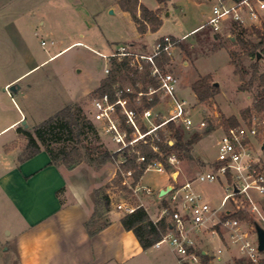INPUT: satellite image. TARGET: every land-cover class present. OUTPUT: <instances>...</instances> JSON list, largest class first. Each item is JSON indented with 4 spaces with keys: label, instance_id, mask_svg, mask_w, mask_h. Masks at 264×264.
<instances>
[{
    "label": "rangeland",
    "instance_id": "1",
    "mask_svg": "<svg viewBox=\"0 0 264 264\" xmlns=\"http://www.w3.org/2000/svg\"><path fill=\"white\" fill-rule=\"evenodd\" d=\"M107 2L108 0H0V128L13 117L14 108L24 113L28 126L24 129L20 121L19 127L30 132L32 136L36 126L60 110L66 107L75 112L79 110L84 121L89 122L95 132L83 133L78 144L64 132L63 136L68 138L67 142L79 162L70 169L60 161L58 167L72 173L73 178H79L77 182L83 183L85 189H91L94 208L99 192L110 198V206L115 209V205L121 200L129 201L133 205L138 204L122 181L120 185L115 183L116 174L123 172L118 163L122 158H116V163L110 157L94 164L87 159L96 158L99 150L107 149L113 153L115 148L109 137L101 132L89 116L95 97L94 89L105 78L104 69L110 70L108 57L115 53L119 46L146 55L153 52L154 44L164 36L179 40L172 50L171 61L162 67L164 71L176 77V97L184 102L187 115L192 121L189 129L181 123L174 124L182 130L185 140L192 135L197 136L190 147V154L194 160H182L179 165L178 163L175 165L183 171L185 181L187 179L194 181L198 173L208 170L209 165L216 161L215 142L225 131L223 123L226 120L235 117L240 125L246 123L241 119L240 112L252 105L260 90L258 75L264 72V59L260 62V71L251 90L239 91L238 87L252 76L250 68L252 62L242 55L237 44H232L236 33L225 32L218 34V38L214 39L211 28L205 27L188 34L190 30L207 21L211 10V3L208 0H171L160 8L159 17L162 25L159 30L148 32L139 38L130 16L117 7L109 8ZM140 2L149 10L155 9L157 5L156 0ZM109 11L113 13L109 14ZM261 25H264V22ZM245 30L244 38L256 42L255 35L248 28ZM184 35L186 37L183 38ZM75 42L79 43L72 44ZM70 44L72 45L65 49ZM61 50V53L48 59ZM228 51L240 55L238 63L239 68L243 70L242 74L233 73L234 66L229 63ZM208 74L212 75L211 81L218 84V90L209 101L199 102L191 86L199 77ZM19 76L17 83L21 90L16 93L3 91L5 83ZM156 94L159 96L158 101L150 109L153 116L160 113L161 118H165L168 116L169 101ZM11 97L13 102L10 100ZM161 120L153 118L152 121L157 124ZM200 121H204L206 127L198 128ZM210 128L212 129L210 132H205ZM13 134L12 131L3 138ZM18 138L14 145L20 154L24 152L27 139L21 133H18ZM41 148L43 149L42 146ZM256 154L260 159L264 158L260 148ZM169 166L162 173L154 169L146 170L142 175L141 185L156 190L164 184L169 173L177 170ZM183 181V175L180 173L178 182ZM173 184L177 186L176 183ZM123 187L129 192L124 191ZM225 188L226 181L222 177L220 182L195 183L196 191L214 209L220 206ZM167 202L156 200L154 204L160 208ZM238 203L239 200L233 202V199H230L220 208L218 215L222 216L225 210L235 211ZM258 207L264 217V199L258 202ZM116 211L123 215L122 212ZM256 218L261 222L259 217ZM246 228L251 227L246 224ZM8 231H10L8 228L1 231L0 237L7 238ZM221 235L227 240V232L222 231ZM217 245L213 241L210 247L215 249ZM231 255L229 264H250L236 257L234 250ZM260 257L264 259V253H260ZM126 264H179V262L168 245L163 243L158 248L151 247L141 252Z\"/></svg>",
    "mask_w": 264,
    "mask_h": 264
},
{
    "label": "built area",
    "instance_id": "2",
    "mask_svg": "<svg viewBox=\"0 0 264 264\" xmlns=\"http://www.w3.org/2000/svg\"><path fill=\"white\" fill-rule=\"evenodd\" d=\"M208 1L211 3L210 15L207 21L193 32L210 27L215 36L235 29L258 27L264 22V0ZM178 41L170 36H164L154 44L153 52L146 55L120 46L108 57L109 59L111 57L127 58L130 66L139 71L144 65H148L149 77L157 83L155 88H149L148 91L141 89L136 91L130 85H116L111 94L103 93L93 98L89 112L90 119L115 145L114 154L124 151L133 152L141 144L150 145L152 150L158 153V148L153 145V142L158 138V131L167 123H181L186 129L192 125L184 102L176 97V77L160 68L156 61L164 55L170 58ZM108 72L109 69L105 68V75ZM137 86L140 88L139 83ZM156 93L169 101L168 116L165 118H161L160 113L153 116L150 108H143L141 111L138 108L143 98L151 101L152 95ZM153 118L162 120L154 124ZM141 125L145 127L144 130L141 129ZM197 126L204 128L206 123L200 121ZM261 140H264V120L258 118H253L249 124L244 123L222 132L216 144L217 158L213 165L208 170L198 173L194 181L187 180L177 187H171L168 193L170 196L168 206L161 212L162 217L167 218L169 229L154 247L158 248L163 243L167 244L179 264H222L223 249L217 248L211 254L203 253L199 248L198 239L203 238L204 235L219 238L222 236L221 232L225 231L227 232L226 244H230L240 258L250 264H259L261 257L254 227L250 226L251 228L248 229L245 223L226 217L230 210H225L222 216L218 213L230 199L234 202L239 200L251 214L261 219V222L258 219L257 221L264 228V217L258 207V202L264 199V168H262L264 162L256 154L262 144ZM172 143L169 139L168 144ZM111 159L116 163V159L113 157ZM124 161L125 158H122L118 163L121 164ZM144 161L143 156L137 158L138 163ZM166 162L175 166L178 160L174 155H170ZM149 169L161 173L166 171L165 166L156 160L147 164L146 170ZM121 176L122 184L129 188L131 196L138 201L137 205H133L129 201L121 200L115 205V209L125 215L142 207L143 204L139 200L144 195H151L152 190L138 183H131V170L123 171ZM221 177L226 181L225 194L220 206L214 209L196 191L195 183L220 182ZM233 186L237 192H234ZM237 205L236 208L239 207Z\"/></svg>",
    "mask_w": 264,
    "mask_h": 264
},
{
    "label": "crops",
    "instance_id": "3",
    "mask_svg": "<svg viewBox=\"0 0 264 264\" xmlns=\"http://www.w3.org/2000/svg\"><path fill=\"white\" fill-rule=\"evenodd\" d=\"M118 1L108 0L107 6L117 7L122 11ZM159 8L157 4L152 11ZM132 23L134 24L133 21ZM134 27L136 30L135 24ZM198 27L190 30L188 34ZM137 36L139 38L143 35L137 32ZM61 52L62 50L48 59ZM19 78L20 76L5 83L3 91L12 84H18ZM10 100L13 102L12 97ZM14 110L13 117L0 128V232L10 229L7 238L0 237V264H126L144 252L133 233L122 227L120 218L123 215L111 206L106 213L110 224L94 236L87 234L84 224L94 210L91 189H85L83 183L79 184V178H73L72 173L51 165L44 149L23 162L17 161L19 150L14 142L19 139L17 128H20V121L25 120V115L19 109ZM12 131V136L3 138ZM192 159L194 160L193 157ZM180 162L182 161H178V165ZM212 165L213 163L209 166ZM173 167L177 170L169 173L164 184L156 190L150 188L152 194L144 195L139 200L154 222L162 218L163 209L154 202L162 201V198L168 201L169 196L167 194L160 197V191L167 186H179L180 173L185 182L183 171L178 166ZM141 179L142 177L139 185ZM213 241L218 244L215 249L210 247ZM198 245L206 254H211L217 248L223 249L222 264H229L233 250L236 257H239L237 251L230 244H226L223 236L211 238L204 235L198 239Z\"/></svg>",
    "mask_w": 264,
    "mask_h": 264
},
{
    "label": "trees",
    "instance_id": "4",
    "mask_svg": "<svg viewBox=\"0 0 264 264\" xmlns=\"http://www.w3.org/2000/svg\"><path fill=\"white\" fill-rule=\"evenodd\" d=\"M171 0H156L157 4L161 7L166 6ZM119 8L127 12L136 26V30L140 35H144L146 32H156L162 25V20L159 17L160 8L152 11L147 9L139 0H119ZM256 37V42L246 40L244 34L246 30L235 29L232 32L234 34L233 45L238 46L239 51L243 56L251 60V73L252 76L249 80L243 79L244 84L238 87L239 91L249 92L253 86L256 75L259 73V66L262 59H264V25L258 27H251L249 29ZM212 37L218 38V35ZM229 63L234 66L233 73L235 75L242 74V69L239 68L238 53L228 51ZM157 64L163 69V65L169 63L171 59L167 56H162L156 59ZM110 70L108 74L103 78L98 86L94 89V96H98L103 93L111 94L116 85L120 86H133L136 91L139 89L146 91L149 87L155 88L157 86L156 81L149 77V66L144 65L142 70L139 71L133 68L129 64L127 58L111 57L109 60ZM258 79V86L260 90L256 94L255 101L250 107L245 108L240 112V117L243 121L249 124L252 118H258L264 120V72H261ZM212 75L208 74L203 77H199L192 84V91L194 92L196 99L199 102L209 101L217 93V83L211 81ZM142 84L143 87L139 88L137 84ZM159 96L156 94L152 96L151 101H147L143 98L141 104L138 106L141 111L143 108H150L157 103ZM84 117L81 116L79 110L73 111L71 108H64L57 112L53 117L41 122L34 129V136L30 132L17 128V132L21 133L27 139L24 146V152L20 153L17 157L18 162H23L41 151V146L50 158V164L58 166V162L63 163L66 167L72 168L79 162L75 153L71 150L70 145L64 135V132L68 134V137L74 143H80V136L84 133H93L94 128L89 123L84 121ZM159 121V118H157ZM240 123L235 117H231L223 123L224 130L228 128L239 126ZM141 129L145 127L141 125ZM212 129H207L205 132H210ZM172 140V144H168V140ZM197 136L192 135L191 138L185 140L182 130L177 127L173 122L167 123L161 130L158 131V138L153 142L157 148L158 153L154 152L150 145L141 144L137 146L133 152L127 151L119 154H114L110 150H99L96 154V158L88 157V161L91 164L100 163L105 159L114 157L115 159L125 158V161L120 164V168L123 171H132L133 183H137L144 172L146 171L147 164L153 160L161 162L165 168H169L166 160L170 155H174L178 161L192 159L190 154V147L193 140H196ZM264 142V140H261ZM61 143V144H60ZM52 145H57L56 147ZM264 154V151H262ZM143 156L144 162H137V158ZM264 162V158L261 159ZM264 168V166H262ZM115 183L121 184L122 177L120 172L116 174ZM230 182V179L228 180ZM123 190L129 192L126 187ZM101 195V196H100ZM96 207L93 210L92 215L88 221L84 224L86 232L89 236H94L98 232L106 228L110 221L104 215L109 211L110 200L106 194H99L97 192ZM100 196V197H99ZM164 201V198L161 199ZM234 202V201H233ZM237 205V204H236ZM168 204H164L163 208ZM235 211L230 212L226 217L237 219L245 224L254 226L258 223L255 215L251 214L246 206L241 202ZM120 223L126 231H131L139 243L143 251L153 247L156 242L161 239V236L169 229V223L164 216L157 221H152L142 207L137 208L130 214H125L120 218ZM259 264H264V259H261Z\"/></svg>",
    "mask_w": 264,
    "mask_h": 264
},
{
    "label": "water",
    "instance_id": "5",
    "mask_svg": "<svg viewBox=\"0 0 264 264\" xmlns=\"http://www.w3.org/2000/svg\"><path fill=\"white\" fill-rule=\"evenodd\" d=\"M113 11H109V14H112ZM4 90H7L11 93H16L20 90V86L18 84H12L9 87L5 88ZM21 124L24 126V129L27 128L26 120H22ZM260 150L264 151V142H262L260 146ZM176 177V174L174 175V178ZM234 192H237V189L233 186ZM171 190V186H167L165 189L161 190L159 193V196L162 197L164 195H167ZM254 230L256 234L257 239V245H258V251L260 253H264V228H262L258 223L254 224Z\"/></svg>",
    "mask_w": 264,
    "mask_h": 264
}]
</instances>
